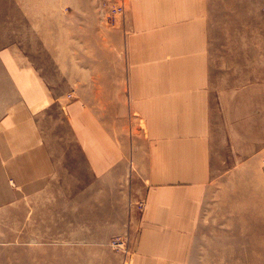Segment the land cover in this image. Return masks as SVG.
I'll use <instances>...</instances> for the list:
<instances>
[{"label":"crops","instance_id":"0c3cea01","mask_svg":"<svg viewBox=\"0 0 264 264\" xmlns=\"http://www.w3.org/2000/svg\"><path fill=\"white\" fill-rule=\"evenodd\" d=\"M216 1L129 0L122 74L113 43L106 73L81 70L67 94L50 90L35 64L3 54L0 210L51 194L73 173L70 195L90 227L133 229L128 264H194L204 243L226 264L228 235L250 244V264H264V0L235 11L245 22L232 29L222 23L226 0ZM116 76L126 95H114ZM123 107L141 144L116 134ZM54 112L72 146L51 138ZM226 141L238 165L229 176Z\"/></svg>","mask_w":264,"mask_h":264},{"label":"rangeland","instance_id":"374dc122","mask_svg":"<svg viewBox=\"0 0 264 264\" xmlns=\"http://www.w3.org/2000/svg\"><path fill=\"white\" fill-rule=\"evenodd\" d=\"M217 1L214 2L216 7ZM247 1L250 0L224 1L226 15L222 23L224 25L225 20L227 29L234 28L236 22L239 26L245 22L233 16L235 11H249ZM128 6L129 0H0V57L12 53L24 63L35 64L49 80L50 90L67 94L73 91L75 74L81 70L98 65L100 70L104 67L106 73L114 43L115 71L122 74L126 34L121 29ZM119 77L116 76L114 95H126L123 77L117 82ZM105 78L101 77L100 90L107 89ZM5 82L0 68V89ZM117 112L119 121L115 131L120 140L123 142L126 137L127 141L134 139L141 144L140 127L131 126L128 107ZM54 114L61 121L59 125L48 122L51 138L61 134L68 146H72L69 127L62 117ZM220 149L229 176L238 165L232 163L228 141L222 143ZM65 150L69 151L66 147ZM223 165L217 167L222 170ZM86 182L83 179V183ZM76 183L74 174L68 173L66 178L50 186L51 194L24 196L17 206L0 210V264H128L133 229L90 227L85 213L75 210V197L70 195ZM212 183L218 189V180ZM213 197L211 209L217 208L218 203L217 196ZM137 207L141 210L140 204ZM125 215L129 217V212ZM227 230L229 233L234 228ZM226 251V264H250L246 257L249 256V243L236 244L234 235H228ZM218 255L217 244H201L194 264H220ZM80 256L83 260L77 259Z\"/></svg>","mask_w":264,"mask_h":264}]
</instances>
